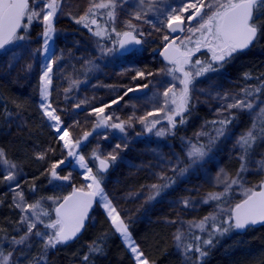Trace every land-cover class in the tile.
<instances>
[{"label": "snow or ice", "instance_id": "6c2138e0", "mask_svg": "<svg viewBox=\"0 0 264 264\" xmlns=\"http://www.w3.org/2000/svg\"><path fill=\"white\" fill-rule=\"evenodd\" d=\"M128 2L129 0H88V6L83 14L78 17L72 16L71 13L68 15L98 38L97 46L102 56L113 53L128 55L138 51L136 46L143 45L153 35L152 31L146 32L143 29V25L148 24L161 38L163 51L160 54L167 64L155 73L131 69L135 72L132 79H145L163 74L171 77L172 83L160 94L162 104L154 107L153 111L144 116L136 117L133 114L127 120H120L112 114H105V109L110 105L93 108L92 111L97 117L93 127L104 126L124 133L126 128L132 127V122L137 120L147 132L156 129L157 137L174 135L177 126L187 122L186 114L191 109L193 91L198 79L222 71L236 54L248 49L264 34V21L258 19L260 15H264V0H173L172 3H167V0H135L129 18L124 23L125 30L117 31L115 22L118 8L123 9ZM66 3L67 0H0V50H6V46L14 45L18 41H30L28 30L33 23H39L42 27V31L38 33L42 41L41 46L34 50L44 61L39 78L41 100L39 108L42 116L49 122V126L63 142V149H67L65 160L74 158L79 168L85 170L86 181L80 186H74L72 191L62 198L41 197L29 203L21 184L17 181L18 173L15 170L18 166L10 161L5 151L0 148V166H3L6 173L3 181L10 186L14 185L11 207L20 211L15 230L19 232L21 228L23 229V233L18 236H9L5 233L0 237V240L6 241L13 249L5 253L0 248V264H13L12 258L16 248L30 247L29 242L33 237L40 239L41 248L33 258L32 264H46L48 250L55 249L58 245H65L78 237L85 227V221L94 203H98L104 209L114 231L121 236L132 255L134 264H154L132 239L129 231L131 218L126 222V219L121 217L113 199L109 197L103 186L105 173L116 161V149L121 146L116 145V149L106 156H102L99 149H94L91 157L94 161H98V165L93 171V168L88 166L85 155L76 151L91 133L84 132L79 138L72 139L68 127H62L61 116L50 101L53 67L63 59L62 55H57L53 50L57 34L55 19L63 13ZM150 13L155 14L156 23L148 19ZM177 33L179 35H174ZM105 40L112 46L107 47L101 43ZM202 49L210 55L203 60L194 59ZM85 64L89 69L96 67L92 61H86ZM32 67L33 65L28 63L24 66V70L30 71ZM242 75L246 82L254 78L250 72ZM255 79L258 81L257 85L245 84L236 92H216L215 98L221 101L219 108L216 109L217 118L205 121V125L202 126H210L209 131L201 130L194 133L193 138L186 140L182 138L183 158L174 153V162L172 158L162 161L169 165V168L155 174L160 183L148 186L151 194L147 199L154 200L162 191L175 183L174 177L184 176L192 166L208 155L213 145L222 138L230 136V126L237 119L236 111L247 112L252 116L250 126L241 132L233 143V150L240 162L235 175L229 174L222 168L214 178L215 184L222 190L208 192L199 199L186 197L179 201L184 209L195 210L201 204H212L213 210L198 219L184 220L178 215L177 219L169 221L178 225L173 235V244L183 257L184 264H202L208 254L207 250L215 246L218 238L234 230H243L250 225L264 222V180L260 181L258 186L244 187L243 176L249 171V164H255L260 171H264V158L254 159L255 148L258 144L264 143V98H262L264 73ZM79 83L73 80L70 87L64 89V93L67 94ZM142 87L146 88L147 84ZM136 90L128 88L124 95ZM199 91L203 94H211L204 89ZM87 103L89 101L81 100L74 107L80 108ZM116 103L118 100L112 101V104ZM161 120L167 121V127L157 129ZM203 137L207 138V143L202 142ZM48 151L55 150L41 151L36 154L37 159H45ZM65 160L52 163L46 170L50 182L71 180V173L62 176L57 171L65 164ZM167 171H171L173 176H168ZM234 186L243 189V199L233 204L229 194ZM31 190L35 191V184L32 185ZM45 200L52 201L54 207H45ZM3 231L0 229V232ZM102 244L103 239L90 244L83 260L87 262L90 255L101 254Z\"/></svg>", "mask_w": 264, "mask_h": 264}, {"label": "rangeland", "instance_id": "374dc122", "mask_svg": "<svg viewBox=\"0 0 264 264\" xmlns=\"http://www.w3.org/2000/svg\"><path fill=\"white\" fill-rule=\"evenodd\" d=\"M172 2L173 0H167V3ZM134 3L135 0H129L123 9L118 8L115 22L117 31L125 30L124 23L129 18V13L132 11ZM87 6L88 0H67L63 13L55 19L57 34L53 43V50L57 55H62L63 59L53 67V85L50 101L61 116L62 127H68L72 139H77L84 132L94 128L93 125L96 124L97 117L92 111L93 108L110 105V107L105 109V114H112L119 117L120 120H127L133 114L136 117L144 116L146 113L153 111L154 107L162 104L163 100L160 94L172 83V78L163 74L146 77L145 79H132L135 72L131 71V69L155 73L166 65L159 61L158 56H154L151 59L148 58L150 57L148 56L150 50L154 52L158 49L157 52H159L163 47L160 36L148 24H144L143 29L146 32L152 31L153 35L138 48V51L128 55L113 53L104 56L101 55L97 46L98 38L94 37L83 25L84 31H72L58 24L62 19L75 21L70 18L68 13L78 17L83 14ZM148 19L153 20L154 23L157 22L155 14L150 13ZM160 19H163V17H160ZM41 31V25L33 23L28 30L30 41H18L14 45L6 46V50H1L0 52V89L5 92L9 103V113L5 126L0 133V139L4 138L6 145L11 149L22 133H31L32 125L41 123L45 130L39 131L38 140L40 139V142L37 141L36 147L40 152L47 150L49 148V141L47 140L52 132L55 134L57 142L60 143V149L58 150V154L61 156L60 160H65L67 149H63V142L59 140L55 130L49 126V122L42 116L39 108L41 102L39 78L44 61L42 56L34 50L41 46L42 41L38 36ZM113 38H115L114 34ZM101 43L107 47L112 46L106 40L101 41ZM208 55L210 54L202 49L200 53L194 56V59L203 60ZM86 61H92L96 67L89 69L85 64ZM28 63L33 65L30 71L24 70V66ZM73 80L80 83L65 94L64 89L69 88ZM145 84H147V87H142ZM245 84L253 85L250 80L246 82L244 79H233L225 69L219 73H211L207 78H199L195 83L192 106L205 107L210 114L209 120L216 119V109L219 108L221 101L215 98V93L236 92ZM177 87L179 88L178 82ZM128 88L146 89L147 92L142 91L138 96L130 97L133 92L124 95ZM200 89H204L211 94H203L199 91ZM120 97H123V99H119ZM262 98H264V93H262ZM81 100H87L89 103L82 105L80 108H75L74 106ZM113 100H118V103L112 104ZM190 111L186 114L187 122L177 126L181 129L184 128L185 133H174V135L157 137L155 135L156 129L152 132H147L141 123L134 120L132 127H127L124 133H121L118 129L100 128L87 139L78 151V153L85 155L88 166L95 171L98 161H94L91 157L94 149H99L101 155L106 156L116 149V145L119 144L121 146L116 149V161L111 164L110 169L105 173L103 186L109 197L113 199V203L117 207V211L120 212L121 217L125 218L126 222H128V218H131L129 231L132 239L140 246L149 259L153 255L151 248L144 245L142 240L134 233V227L136 228L137 225H161L167 230L166 232L164 229L165 233L168 234V248L172 260L166 264H184L183 257L173 244V235L178 225L169 221L177 219L178 215L184 220L198 219L208 214L214 207L212 204H201L195 210L184 209L179 201L186 197L199 199L208 192L222 190L221 187L215 184L214 178L222 168L229 174L235 175L240 162L236 158V152L233 150V143L237 136L246 130L251 123V121L237 120L230 127L231 134L228 138H222L218 141L212 146L211 151L202 161L192 166L184 176L174 177V184L162 191L154 200L149 201L147 197L151 193L148 186L161 182L155 174L169 168V165L162 163V161L166 158H172L174 162V153L183 158L182 148L184 144L182 138L185 140L193 138L194 133L201 130L209 131L208 127L210 126L202 127L205 125V119L198 115H190ZM237 113H244L250 120L252 119V116L247 112L236 111ZM160 127H167V121L161 120V124L157 125V129ZM31 135L34 136V134ZM173 137H176L175 140L172 139ZM201 140L207 143L206 137L201 138ZM125 145L127 146L125 147ZM0 148L4 150L1 145ZM261 158H264V143L258 144L255 148L254 159L259 160ZM8 159L18 166L15 171L18 173L17 181L19 182L21 177H24L23 169L15 161ZM185 164H187V160H185ZM1 171L6 174L3 166H1ZM57 171L62 176L71 173V180L51 181L49 192H47L45 197L62 198L70 192L73 186H80L86 183L84 180L85 170L79 168L74 158L65 160V164L61 165ZM167 175L173 176V173L167 171ZM243 176L244 187L258 186L260 181L264 179V171H260L255 164H249V171L244 173ZM48 180L50 181V178ZM5 184L12 191L14 185L10 186L6 182ZM130 193L133 195H129ZM24 195L29 203L37 198L34 197L33 200L25 193ZM229 198L233 204L238 202L239 199L243 198V189L234 186ZM45 202L52 203L49 200H45ZM18 213V216H20L19 210ZM98 217H105L111 225L104 209L97 203L90 218L92 223L91 232L95 230L93 227L97 224ZM235 231L237 230L227 235ZM29 243L31 246L27 250L19 255L17 253L18 258L15 264H32L33 258L40 251L41 242L38 237H33ZM215 245H217L216 242ZM3 247L0 246L2 249ZM19 248L17 247L15 252H19ZM212 248L207 250L208 254ZM128 253L133 261L132 255L129 251Z\"/></svg>", "mask_w": 264, "mask_h": 264}, {"label": "trees", "instance_id": "16d2710c", "mask_svg": "<svg viewBox=\"0 0 264 264\" xmlns=\"http://www.w3.org/2000/svg\"><path fill=\"white\" fill-rule=\"evenodd\" d=\"M258 19L264 21V15H260ZM58 24L72 31H84L82 25L70 19H62ZM224 69L230 77L236 80H242V74L250 72L254 77L250 82L257 85L258 81L255 77L264 73V34L249 49L235 55ZM8 113V99L5 92L0 89V133L5 126ZM192 114L203 117L205 121H211L209 120V112L203 106H192L190 115ZM236 115L237 119L232 125L241 119L245 122L251 121L244 113H237ZM182 129L177 127L175 134L185 133V129ZM209 129L210 127H208ZM31 130V133H22L11 149L6 145L4 138L0 139V145L4 148L7 157L18 163L23 169L24 177H21L19 183L24 193L31 199L34 200V197H37L36 200H38L45 197L49 192L50 181L48 178L50 177L47 175L46 170L49 169L52 163L59 162L61 157L58 154L60 143L57 142L55 134L51 132L47 140L49 141L48 149H54L55 151H48L43 160L37 159L36 154L40 152L36 147L37 141L40 142V139L38 140L39 131H44L45 128L40 123L33 124ZM31 134H34V136ZM41 137L43 138V136ZM175 138L172 139L175 140ZM4 175L0 166V229L4 230L0 232V237L4 236L5 233L9 236H18L23 233V229L21 228L19 232L15 230L19 213L17 209L11 207L12 191L9 187H6L7 185L3 181ZM33 184H35V191L31 190ZM44 203L45 207H54L50 202ZM91 227L92 223L90 221L85 231L77 239L48 250L46 264H134L119 234L114 231V228L105 217H98L97 224L93 227L95 230L92 232ZM164 229L161 225H137L136 228L134 227V233L142 240L144 245L151 248L153 255L150 259L156 264H164V259L169 254L168 234L165 233ZM100 239H103L102 253L90 255L89 260L85 262L83 256L88 252V246ZM216 244L203 259L202 264H264V225L248 228L244 232L235 231L218 239ZM0 246H4L3 251L5 253L13 251L12 247L4 240H0ZM25 250L27 248L20 246L19 252H14L13 264H15L18 255Z\"/></svg>", "mask_w": 264, "mask_h": 264}, {"label": "water", "instance_id": "95a60500", "mask_svg": "<svg viewBox=\"0 0 264 264\" xmlns=\"http://www.w3.org/2000/svg\"><path fill=\"white\" fill-rule=\"evenodd\" d=\"M174 35H179V33L174 34ZM252 45H253V44H252ZM252 45H251V46H252ZM251 46H250V47H251ZM136 47L138 48V47H140V46H136ZM250 47H249V48H250ZM249 48H248V49H249ZM246 50H247V49H246ZM0 51H1V50H0ZM162 51H163V49H162ZM161 57H162V56H161ZM162 58H163V57H162ZM81 146H82V143H81L80 147L76 149L77 152L79 151V149L81 148ZM109 168H110V167H109ZM109 168H108V169H109ZM71 191H72V190H71ZM71 191H70V192H71ZM70 192H69V193H70ZM96 205H97V203H94L92 209H90V211H89V216H88V218H87L86 221H85V227H84V229H82L81 233L78 234V237H79V236L85 231V229H86V227H87V225H88V223H89V221H90V217H91V215H92V213H93V211H94ZM263 225H264V222H260V223H257V224H255V225H250V226H248L247 228H245V229H243V230H239V231H240V232H244V231H246L248 228H251V227H259V226H263ZM78 237H77V238H78ZM77 238H76V239H77ZM74 240H75V239H74ZM72 241H73V240H72ZM72 241H70V242H72ZM68 243H69V242H68Z\"/></svg>", "mask_w": 264, "mask_h": 264}, {"label": "flooded vegetation", "instance_id": "af4514ba", "mask_svg": "<svg viewBox=\"0 0 264 264\" xmlns=\"http://www.w3.org/2000/svg\"><path fill=\"white\" fill-rule=\"evenodd\" d=\"M157 51H158V49H157ZM157 51H154V52H153L152 50H150V54L148 55V56H150V57H148V58L151 59V58H153L154 56H158L159 61H161V62L167 64V62L161 57L160 51H159V52H157ZM155 53H157V54H155ZM142 91L147 92L146 89L144 90V89H141V88H137L136 91H134L133 93L130 94V97L138 96V94H139L140 92H142ZM104 128L108 129V127H104Z\"/></svg>", "mask_w": 264, "mask_h": 264}, {"label": "bare ground", "instance_id": "6f19581e", "mask_svg": "<svg viewBox=\"0 0 264 264\" xmlns=\"http://www.w3.org/2000/svg\"><path fill=\"white\" fill-rule=\"evenodd\" d=\"M241 120L243 121V119H241ZM94 130H95V128L92 131H90V132H93ZM164 260H165L164 264H166L167 262H169L170 260H172L171 253L168 254L167 255V258H165Z\"/></svg>", "mask_w": 264, "mask_h": 264}]
</instances>
